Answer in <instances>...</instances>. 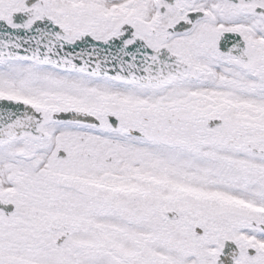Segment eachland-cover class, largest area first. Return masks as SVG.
I'll list each match as a JSON object with an SVG mask.
<instances>
[{
  "label": "snow or ice",
  "instance_id": "obj_1",
  "mask_svg": "<svg viewBox=\"0 0 264 264\" xmlns=\"http://www.w3.org/2000/svg\"><path fill=\"white\" fill-rule=\"evenodd\" d=\"M0 264H264V0H0Z\"/></svg>",
  "mask_w": 264,
  "mask_h": 264
}]
</instances>
